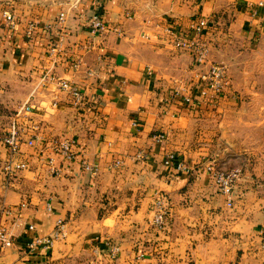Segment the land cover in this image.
<instances>
[{
  "label": "crops",
  "instance_id": "1",
  "mask_svg": "<svg viewBox=\"0 0 264 264\" xmlns=\"http://www.w3.org/2000/svg\"><path fill=\"white\" fill-rule=\"evenodd\" d=\"M4 6L16 23L0 21V137L26 102L39 136L33 146L21 144L18 155L28 167L11 174L1 166L7 149L0 142V224L14 239L0 250V264H264L258 248L264 180L239 172L227 205L205 168L214 160L203 161L213 105L189 110L175 97L166 100L175 89L196 98L195 71L217 57L236 79L240 61L228 54L264 48V0H0ZM62 9L70 17L63 51L55 56L50 46ZM95 11L122 33L91 34L85 22ZM195 15L210 26L206 62L198 65L191 52L165 42L156 26L186 24ZM31 22L35 30L28 37ZM46 69L54 77L42 84ZM59 79L79 86L84 104L74 106ZM157 131L166 137L154 140ZM53 136L75 138L76 154L68 160L53 151L47 141ZM168 151L192 169L166 165ZM48 157L58 173L49 169ZM117 157L121 174L110 166ZM82 160L96 163L97 171ZM159 193L167 199L162 228L152 224ZM5 206L17 210L5 214ZM58 219L65 234L28 251L26 243L35 234L50 236Z\"/></svg>",
  "mask_w": 264,
  "mask_h": 264
},
{
  "label": "built area",
  "instance_id": "2",
  "mask_svg": "<svg viewBox=\"0 0 264 264\" xmlns=\"http://www.w3.org/2000/svg\"><path fill=\"white\" fill-rule=\"evenodd\" d=\"M70 17L69 9H62L59 11L57 16V31L56 38L50 46V54L55 56L59 55L63 51L64 36L67 29V21ZM0 21L6 25L12 27L16 23L15 16L12 10L8 7H0ZM87 30L95 34H103L107 31L115 33H122V29L119 24H110L107 22L103 15L95 11L85 22ZM156 26L160 27L161 34L163 35L164 41L171 44L173 47L181 50L188 51L193 54L194 64L198 65L206 62V56L208 53V44L205 40V36L210 31L209 22L206 17L201 15H195L191 17L186 24H182L176 21H165V23H156ZM35 26L31 22L27 25L26 35L32 37L34 34ZM89 45V44H88ZM80 62L79 59L74 60L72 66H77ZM54 77L53 73L46 69L40 76V82L45 84L47 81L52 80ZM195 84H197L198 91L197 96L194 98L190 94H180L178 89L171 92L167 96V100L170 98H177L185 106L191 108H198L200 106L216 105L221 102L226 96H233L231 90L232 83L228 73V68L224 62L211 60L207 63L206 69L195 71L193 75ZM60 87L66 89L74 106H81L84 104V95L79 86L72 84L67 79H59ZM32 104L26 102L19 106V108L12 114L10 125L6 133L0 137V142L7 149V155L3 160L1 166L8 174L17 172L19 170L28 167V161L24 158L19 157L18 153L22 143H26L29 146L35 145V140L39 136V126L33 122L30 117V111ZM135 126H138L137 122H134ZM139 127V126H138ZM154 140L164 139L166 132L157 131L152 134ZM47 141L53 151L59 152L64 156L65 159H71L76 154V148L78 142L72 137H57L53 136L47 138ZM139 156H143L145 151L139 150L137 152ZM49 169L53 173L59 172V167L53 165L52 157L47 158ZM163 162L166 165L173 164L177 170L189 172L192 167L186 162L178 158V155L174 151H168L165 153ZM123 164L122 158L117 157L113 159L110 166L118 168ZM84 168L96 172L98 165L96 163H89L82 160ZM206 170L210 173L214 183L218 189L225 194L227 205L232 203V191L233 186L238 178L239 171L237 169L223 170L217 168L213 162H206ZM24 205V203H21ZM154 215L152 218L153 226L162 228L165 224L167 216V199L164 195L159 194L154 202ZM17 207L5 206L3 212L5 214H11ZM31 229L34 228L33 224H29ZM64 221L58 219L54 226L53 232L50 236L40 237L35 234L32 239L26 243L28 251H35L38 244H44L48 247L52 244L54 237L62 236L65 234ZM264 233V228L261 230ZM14 243V239L10 232L7 230L5 225L0 224V250L5 246H9ZM264 259V241L258 246ZM110 251L115 254L117 246H111Z\"/></svg>",
  "mask_w": 264,
  "mask_h": 264
},
{
  "label": "rangeland",
  "instance_id": "3",
  "mask_svg": "<svg viewBox=\"0 0 264 264\" xmlns=\"http://www.w3.org/2000/svg\"><path fill=\"white\" fill-rule=\"evenodd\" d=\"M228 57L240 61L236 65V79L229 74L234 95L213 106V127L208 132L212 140H205L211 145L203 161L213 159L217 168H234L261 182L264 180V48L242 47ZM218 60L228 66L224 58L217 57ZM122 166L116 168L118 174L122 173Z\"/></svg>",
  "mask_w": 264,
  "mask_h": 264
}]
</instances>
